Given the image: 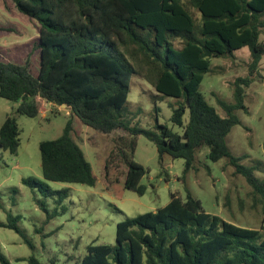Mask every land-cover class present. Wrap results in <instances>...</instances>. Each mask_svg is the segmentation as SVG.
Returning a JSON list of instances; mask_svg holds the SVG:
<instances>
[{
	"label": "trees",
	"instance_id": "1",
	"mask_svg": "<svg viewBox=\"0 0 264 264\" xmlns=\"http://www.w3.org/2000/svg\"><path fill=\"white\" fill-rule=\"evenodd\" d=\"M10 1L40 27L23 60H0V97L18 103L15 113L30 118L46 104L67 106L72 113L60 137L39 144L43 180L24 179L25 185L58 195L59 201L68 191L52 190L48 182L96 185L81 147L79 119L98 133L116 134L101 182L118 196L124 190L140 196L147 192L142 180L148 170L134 159L137 138L145 136L161 160L184 159L179 180L195 169L197 154L205 147L212 162L227 159L252 187L264 214V179L255 175L262 162L245 166L244 157L234 156L227 145L228 135L240 124L237 112L248 113L246 88L264 57V0ZM243 49L250 53V75L234 82L233 102L217 97L224 117L200 87L212 59L234 58ZM134 64L144 69L156 96L177 100L171 121L181 134L158 118L155 130L132 126L124 118L132 77L138 73ZM20 132L17 119L8 116L0 128V147L16 154ZM8 220L0 226L19 231L18 219L9 213ZM29 263L40 264L34 256ZM0 264H12L1 251ZM79 264H264V225L237 226L207 213L190 192L186 197L172 192L166 206L118 223L114 245L87 246Z\"/></svg>",
	"mask_w": 264,
	"mask_h": 264
},
{
	"label": "rangeland",
	"instance_id": "2",
	"mask_svg": "<svg viewBox=\"0 0 264 264\" xmlns=\"http://www.w3.org/2000/svg\"><path fill=\"white\" fill-rule=\"evenodd\" d=\"M39 27L37 20L17 12L10 0H0V60H23L26 47L38 38ZM260 38L264 42V29ZM250 61L248 49L238 51L234 58L212 59V70L205 75L200 91L220 115L225 117L226 113L217 97L233 102L234 82L250 75ZM134 65L138 73L132 77L124 118L132 126L146 130H155L158 118L160 124L181 134L182 129L171 121L177 100L156 96L153 85L144 78V69ZM33 71L37 74L35 59ZM245 104L248 113L237 112L240 124L228 135L227 145L234 156L244 157L241 163L245 166L261 161V171L255 175L264 179V57L259 73L246 88ZM17 107L18 103L0 97V128L8 116H13L21 131L16 154L0 147V223H11L8 220L11 213L18 219L19 228L16 231L0 226V251L12 264H30L32 256L40 264H79L87 246L114 245L118 223L166 206L172 192H179L182 197L190 192L201 200L207 213L237 226L260 229L264 225V214L252 187L227 159L209 160L207 147L198 152L195 169L179 180L184 175V159L161 160L156 145L139 136L134 159L148 170L142 180L147 186L146 194L140 196L124 190L118 196L105 189L101 182L102 166L115 149L116 134L98 133L79 119L81 147L98 181L95 186L48 182L52 190L68 192L61 201L58 195H44L38 188L25 185L23 180H43L39 144L60 137L72 113L65 107L46 104L40 115L30 118L16 114ZM188 120L189 112L184 122Z\"/></svg>",
	"mask_w": 264,
	"mask_h": 264
},
{
	"label": "crops",
	"instance_id": "3",
	"mask_svg": "<svg viewBox=\"0 0 264 264\" xmlns=\"http://www.w3.org/2000/svg\"><path fill=\"white\" fill-rule=\"evenodd\" d=\"M236 53H237V52H236ZM167 159H170V160H171L172 158L169 157V156H165L164 160H167ZM164 160H163V161H164Z\"/></svg>",
	"mask_w": 264,
	"mask_h": 264
},
{
	"label": "built area",
	"instance_id": "4",
	"mask_svg": "<svg viewBox=\"0 0 264 264\" xmlns=\"http://www.w3.org/2000/svg\"><path fill=\"white\" fill-rule=\"evenodd\" d=\"M58 107H60V106H58ZM61 107H65V108H67V109H69V110H70V108H69V107H67V106H61Z\"/></svg>",
	"mask_w": 264,
	"mask_h": 264
}]
</instances>
